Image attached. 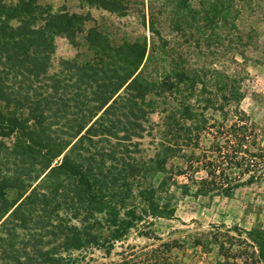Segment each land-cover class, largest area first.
<instances>
[{
    "label": "rangeland",
    "instance_id": "obj_1",
    "mask_svg": "<svg viewBox=\"0 0 264 264\" xmlns=\"http://www.w3.org/2000/svg\"><path fill=\"white\" fill-rule=\"evenodd\" d=\"M5 2L16 6L22 0ZM37 4L44 11L66 9L85 19L75 23L80 30L72 34L74 42L66 34L55 35L50 75L70 67L66 62L91 61L97 52L122 60L113 49L126 42L147 47L137 74L147 94L148 115L145 130L134 141L139 143L135 156L147 161L148 174L134 183L128 203L143 213L149 205L143 194L171 214L150 212L148 222L133 227L111 255L98 248L74 251L75 264L110 263L129 252L128 245L174 241L179 243L172 248L175 264H214L223 259L218 250L200 253L194 243L214 226L256 246L252 235L264 231V0ZM191 159L194 166L187 168ZM3 230L0 236L5 237ZM15 232L27 236L22 227ZM14 243L20 247L19 240ZM247 248L253 257L256 248ZM255 256L256 264H264ZM1 257L0 250V264H17Z\"/></svg>",
    "mask_w": 264,
    "mask_h": 264
},
{
    "label": "trees",
    "instance_id": "obj_2",
    "mask_svg": "<svg viewBox=\"0 0 264 264\" xmlns=\"http://www.w3.org/2000/svg\"><path fill=\"white\" fill-rule=\"evenodd\" d=\"M21 3L0 0V228L6 234L0 236L1 258L75 264L74 251L98 248L111 255L133 227L148 222L150 212L171 214L143 194L149 202L143 213L128 203L134 183L148 174L134 141L148 115L137 74L147 47L126 42L113 49L122 60L97 52L91 61L66 62L70 67L50 75L55 35L74 42L80 30L75 23L85 19L66 9L44 11L37 0ZM193 166L191 159L187 168ZM18 227L27 230L25 238L16 236ZM251 240L256 246L214 226L194 243L200 253L218 250L223 259L214 264H256L255 254L264 262V231ZM176 244L128 245L120 260L103 264H175ZM252 246L253 257L247 248Z\"/></svg>",
    "mask_w": 264,
    "mask_h": 264
}]
</instances>
